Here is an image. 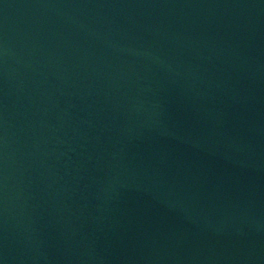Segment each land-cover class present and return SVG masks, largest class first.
<instances>
[{
	"label": "water",
	"instance_id": "1",
	"mask_svg": "<svg viewBox=\"0 0 264 264\" xmlns=\"http://www.w3.org/2000/svg\"><path fill=\"white\" fill-rule=\"evenodd\" d=\"M0 264H264V0H0Z\"/></svg>",
	"mask_w": 264,
	"mask_h": 264
}]
</instances>
